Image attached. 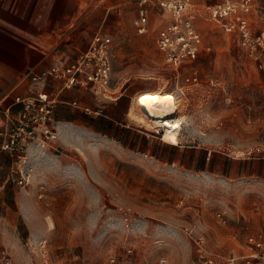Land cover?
Returning <instances> with one entry per match:
<instances>
[{
  "label": "rangeland",
  "instance_id": "374dc122",
  "mask_svg": "<svg viewBox=\"0 0 264 264\" xmlns=\"http://www.w3.org/2000/svg\"><path fill=\"white\" fill-rule=\"evenodd\" d=\"M191 1L201 53L170 65L157 35L171 15L154 9L150 31L139 34L137 11L125 12L128 36L113 37L112 83L106 90L111 100L134 92L135 98L178 93V145L163 142L162 129L138 124L130 114L127 123L139 130L138 151L120 141L126 123L103 114L67 134L69 146L57 131L45 148L56 157L55 170L35 187L36 215L51 218L56 230L41 236L39 248L24 234L27 249L42 255L40 264H106L128 248L135 249L133 264L156 263L162 256L170 264H195L200 257L228 264L225 257L243 253L249 235L264 232L263 172L232 177L192 164L197 148L210 159L264 165V44L244 47L237 35L211 21L210 8L221 0ZM251 1V30L264 40V0ZM105 120L110 126H102Z\"/></svg>",
  "mask_w": 264,
  "mask_h": 264
},
{
  "label": "crops",
  "instance_id": "0c3cea01",
  "mask_svg": "<svg viewBox=\"0 0 264 264\" xmlns=\"http://www.w3.org/2000/svg\"><path fill=\"white\" fill-rule=\"evenodd\" d=\"M140 1L0 0V131L8 126V118H17L20 110V106L15 103L17 98H40L45 94L56 93L61 88V82L47 75L51 67L70 66L80 54L90 48L93 40L103 35L112 39L128 36L123 33L125 12L130 14L131 10H136L138 17ZM156 8L158 9L155 0H151L146 7L149 31L151 11ZM137 93L121 94L111 100L95 96L88 86L64 91L61 104L55 111L61 144L69 146L67 134L82 131L94 123L96 117L84 112L85 108H90L102 110L106 120L126 123L125 126L122 125L124 130L119 129L120 141L125 140L129 150L138 151L139 130L127 123L137 102ZM106 120L102 126L108 127L111 123ZM1 143L0 136V145ZM193 150L192 164L195 168L217 170L219 173L227 171L232 177L249 173L260 176L264 173L261 162L252 164L210 159L197 151V148ZM53 155L48 150L36 147H31L21 161L8 153L0 155V187L3 189L0 194V252L5 251L14 264H40L43 261L39 251L34 249L33 253L31 249H27V244L24 245L26 232L35 247L39 248L36 244H39L41 236L52 234L56 230V227L53 229L51 226V218L47 222L41 214L36 215L35 187L44 181L41 178L43 175L52 176L51 172L55 170L52 162H57ZM191 156L192 154L188 158V165ZM46 159L51 161L47 165L43 162ZM18 170L30 174L33 187L22 188L14 183L19 178ZM248 251L246 245L243 253L225 259L238 258L249 253ZM195 264H202L199 258ZM235 264L245 263L238 261Z\"/></svg>",
  "mask_w": 264,
  "mask_h": 264
},
{
  "label": "built area",
  "instance_id": "2783aa9c",
  "mask_svg": "<svg viewBox=\"0 0 264 264\" xmlns=\"http://www.w3.org/2000/svg\"><path fill=\"white\" fill-rule=\"evenodd\" d=\"M151 0L139 2L138 17L134 24L139 34L149 31L147 5ZM157 7L171 15L168 25L157 35V45L166 54L170 65L178 66L187 60L197 57L202 50V36L194 23L191 0H155ZM253 12L251 0H221L210 8V18L215 25L227 34L237 35L244 47L255 49L262 46V37H256L250 24ZM113 39L103 36L95 40L90 48L79 55L68 67L53 66L48 71V77L61 82L62 86L56 93L45 94L40 98H17L15 103L20 106L17 118H8V126L0 131L2 143L0 155L8 153L21 161L31 147L45 149L57 138L58 123L55 111L61 104L64 91L79 86H88L97 97L108 99L106 90L111 87L113 75ZM38 78H36L37 80ZM76 106L77 103H74ZM87 115L102 116V110L85 108ZM164 142V132L162 131ZM19 178L14 183L22 188L31 185V176L18 170ZM3 189L0 187V194ZM225 222L223 216H219ZM249 253L234 259H226L228 264L242 261L245 264H264V233L251 234L247 237ZM134 248H128L125 256L112 255L106 264H133ZM203 258V259H201ZM202 264H213L212 259L199 258ZM0 264H14L11 257L0 252ZM146 264H170L167 257H160L156 263L146 261Z\"/></svg>",
  "mask_w": 264,
  "mask_h": 264
},
{
  "label": "bare ground",
  "instance_id": "6f19581e",
  "mask_svg": "<svg viewBox=\"0 0 264 264\" xmlns=\"http://www.w3.org/2000/svg\"><path fill=\"white\" fill-rule=\"evenodd\" d=\"M137 98V107L131 111L130 118L147 128L162 129L163 140L170 145H178L183 122V117L179 115L178 93L153 91L140 94Z\"/></svg>",
  "mask_w": 264,
  "mask_h": 264
}]
</instances>
